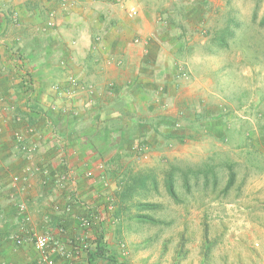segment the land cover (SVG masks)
<instances>
[{"label": "crops", "instance_id": "0c3cea01", "mask_svg": "<svg viewBox=\"0 0 264 264\" xmlns=\"http://www.w3.org/2000/svg\"><path fill=\"white\" fill-rule=\"evenodd\" d=\"M134 5L0 0V264H39L15 234H50L63 251L51 254L55 264H87L98 233L79 220L105 225L104 202H117L113 179L130 173L133 143L146 142L149 123L175 119L164 103L180 78L158 65L151 27L137 5L128 15ZM45 173L68 178L43 183Z\"/></svg>", "mask_w": 264, "mask_h": 264}, {"label": "rangeland", "instance_id": "374dc122", "mask_svg": "<svg viewBox=\"0 0 264 264\" xmlns=\"http://www.w3.org/2000/svg\"><path fill=\"white\" fill-rule=\"evenodd\" d=\"M133 1L158 65L180 78L164 104L184 140L134 142L90 229L118 264H264V0Z\"/></svg>", "mask_w": 264, "mask_h": 264}, {"label": "built area", "instance_id": "2783aa9c", "mask_svg": "<svg viewBox=\"0 0 264 264\" xmlns=\"http://www.w3.org/2000/svg\"><path fill=\"white\" fill-rule=\"evenodd\" d=\"M120 5L125 3V0H118ZM129 17L133 18L137 15V8L135 6H130L127 10ZM51 25V24H50ZM71 85H75V81H71ZM100 171L103 170V167L99 165L98 168ZM86 177H92L93 172L87 171ZM67 175H49L45 173V178L43 179V183H47L49 181H53L55 185L60 186L67 181ZM18 179L13 178V182H16ZM101 180L103 179V175L101 174ZM79 225L82 229L89 230L92 226V219L90 217H83L79 220ZM14 244L20 246L27 242L32 243L36 252L39 255L38 263L39 264H55L51 258L52 253H60L63 254L62 249L59 247L58 243L54 240V238L50 234H30L24 236L23 234H15L10 236L9 238ZM82 246L86 248V244L82 243Z\"/></svg>", "mask_w": 264, "mask_h": 264}, {"label": "trees", "instance_id": "16d2710c", "mask_svg": "<svg viewBox=\"0 0 264 264\" xmlns=\"http://www.w3.org/2000/svg\"><path fill=\"white\" fill-rule=\"evenodd\" d=\"M178 76H176L177 78ZM178 79V78H177ZM182 116V115H180ZM201 115H195L193 122L191 123L192 126L197 124V121H200L202 118ZM168 125H166L163 128V131H160V126H156L154 123H149L150 130L148 132H152L157 137H160L161 139L165 141H183L184 137L177 135L176 133V127L177 126V120L176 119H168L167 121ZM156 123V122H155ZM164 130L166 132H164ZM144 145L143 142H140L137 144V150L136 153L140 151L142 148L141 145ZM122 182V181H121ZM120 182V183H121ZM169 193L171 196H174V193L171 191V187H169ZM118 264V259L113 251H111L105 242L104 234L103 232H99L97 234V237L95 238L93 248L87 253V264Z\"/></svg>", "mask_w": 264, "mask_h": 264}]
</instances>
